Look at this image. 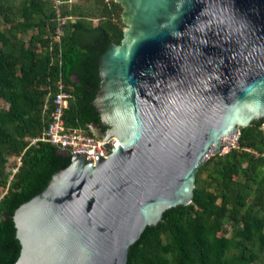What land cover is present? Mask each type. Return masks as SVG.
I'll use <instances>...</instances> for the list:
<instances>
[{"label": "water", "instance_id": "1", "mask_svg": "<svg viewBox=\"0 0 264 264\" xmlns=\"http://www.w3.org/2000/svg\"><path fill=\"white\" fill-rule=\"evenodd\" d=\"M116 1L123 35L99 56L91 127L120 145L72 153L19 204L13 264H126L147 225L191 202L220 137L264 121V0Z\"/></svg>", "mask_w": 264, "mask_h": 264}, {"label": "trees", "instance_id": "2", "mask_svg": "<svg viewBox=\"0 0 264 264\" xmlns=\"http://www.w3.org/2000/svg\"><path fill=\"white\" fill-rule=\"evenodd\" d=\"M59 2L61 14L71 18L58 39L54 0H0V264H13L20 253L10 215L70 163L53 144L30 143L48 125L56 80L71 95L66 123L91 133L87 125L99 122L92 103L98 59L123 35L116 0ZM262 122L239 127L236 147L204 160L191 202L167 208L156 225H147L126 264H264ZM8 156H20L9 181ZM225 221L235 226L230 236Z\"/></svg>", "mask_w": 264, "mask_h": 264}, {"label": "built area", "instance_id": "3", "mask_svg": "<svg viewBox=\"0 0 264 264\" xmlns=\"http://www.w3.org/2000/svg\"><path fill=\"white\" fill-rule=\"evenodd\" d=\"M59 0H54V5L56 8V29L55 35L59 39L63 34V25L66 24L67 20L71 18L70 16L65 17L61 14L59 7ZM56 93L50 98L51 110L49 114V122L47 127L39 136L32 137L30 143L36 141H46L54 146L60 151L71 155L75 152H83L86 156L93 157H104L111 152V147L117 143L120 145L119 139L114 135H109L105 140L97 136L88 124V129L91 131L89 133L83 127H72L69 126L64 119V110L68 106L70 93L66 91L65 84L61 78H58L55 83ZM49 100V98H47ZM239 131L234 133V138L231 139L229 144L221 147L218 153L226 152L230 147L237 146V137ZM20 164V156L15 158V165L11 168V172L8 176V181L12 178L13 173L16 171L18 165Z\"/></svg>", "mask_w": 264, "mask_h": 264}, {"label": "rangeland", "instance_id": "4", "mask_svg": "<svg viewBox=\"0 0 264 264\" xmlns=\"http://www.w3.org/2000/svg\"><path fill=\"white\" fill-rule=\"evenodd\" d=\"M71 1H74V0H71ZM262 128L264 129V121L262 122ZM230 141H231V138L223 140L220 143L221 147L225 146L226 144H229ZM210 155H212V153H209L208 156H210ZM14 163H15V158H12V156H8L7 157V161H6V164H7L6 165L7 166L6 169H7V171L11 170V168L14 165ZM4 191H5V188L4 189H0V197H1V195L4 194ZM225 230H226L225 231V235L230 236L234 232L235 226L230 221H225Z\"/></svg>", "mask_w": 264, "mask_h": 264}, {"label": "bare ground", "instance_id": "5", "mask_svg": "<svg viewBox=\"0 0 264 264\" xmlns=\"http://www.w3.org/2000/svg\"><path fill=\"white\" fill-rule=\"evenodd\" d=\"M234 133H235V132H234ZM234 133H232V132H227V133H225L224 135H222V136L220 137L219 144H220L223 140H225V139H229V138L233 139V138H234ZM208 155H209V154H208ZM208 155H207V157H208Z\"/></svg>", "mask_w": 264, "mask_h": 264}, {"label": "flooded vegetation", "instance_id": "6", "mask_svg": "<svg viewBox=\"0 0 264 264\" xmlns=\"http://www.w3.org/2000/svg\"><path fill=\"white\" fill-rule=\"evenodd\" d=\"M107 126H108V125L101 124V125H100V128H102V129H106V128H107Z\"/></svg>", "mask_w": 264, "mask_h": 264}]
</instances>
